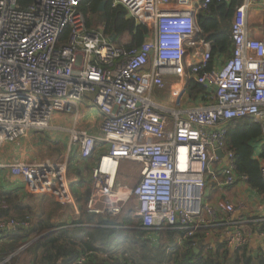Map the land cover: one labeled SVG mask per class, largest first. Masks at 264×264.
<instances>
[{"label":"built area","instance_id":"obj_1","mask_svg":"<svg viewBox=\"0 0 264 264\" xmlns=\"http://www.w3.org/2000/svg\"><path fill=\"white\" fill-rule=\"evenodd\" d=\"M84 1L0 0V148L29 131L49 129L55 114H74L87 100L101 116L99 133L70 135L80 157L98 155L86 213L113 217L133 200L143 230H178L183 241L213 227L215 212L202 198L211 162L221 163L218 152L226 159L224 186L234 182V154L223 145L226 124L251 118L264 137V34L250 37L247 25L254 0L236 7L231 57L213 66L212 41L198 25L199 11L213 0H112L145 30L143 42L130 49L88 28ZM189 81L205 91L195 102L186 94ZM157 92L167 93L165 100ZM159 100L174 106L164 108ZM125 161L141 169L135 186L121 195ZM67 166V160L45 159L0 168L22 182L27 196H47L78 215ZM19 225L0 221V231ZM217 237L233 250L248 244L241 233Z\"/></svg>","mask_w":264,"mask_h":264},{"label":"trees","instance_id":"obj_2","mask_svg":"<svg viewBox=\"0 0 264 264\" xmlns=\"http://www.w3.org/2000/svg\"><path fill=\"white\" fill-rule=\"evenodd\" d=\"M243 0H213L198 13V25L204 29L205 38L212 41L210 65L231 57V26L233 12ZM105 4L100 12L99 5ZM89 29L103 30V36L115 35V45L123 36L130 37L126 49L138 47L144 40L145 30L127 18L120 6L112 7V0H85L80 6ZM205 93L194 81H189L186 94L191 102ZM262 137V127L251 118L231 120L224 128V148L234 154V174L242 178L248 188L264 195L261 176L264 161V144L257 157L252 143ZM262 162V163H261ZM87 191L77 196L79 214L70 223H52L60 205L43 196L35 211L23 205L13 194L0 193V221L14 220L20 225L0 232V264H20L22 257L28 264H71L88 255L83 264H264V252L251 255L246 247L230 251L226 241L215 240L211 249L203 242L208 232L217 228L201 227L190 238L180 241L182 233L174 229L146 231L141 228L137 207L125 208L116 216L86 213L83 201ZM27 223V225H22ZM158 234L155 243L153 235ZM32 243L21 253L18 249ZM197 249V252L195 251Z\"/></svg>","mask_w":264,"mask_h":264},{"label":"crops","instance_id":"obj_3","mask_svg":"<svg viewBox=\"0 0 264 264\" xmlns=\"http://www.w3.org/2000/svg\"><path fill=\"white\" fill-rule=\"evenodd\" d=\"M247 25L250 37L260 38L261 35L264 34V0H254L253 5L249 8L247 13ZM122 40L125 43H129L130 37L125 34ZM225 60L226 59H224V61ZM222 61L223 60L221 59L217 60L218 65H221ZM163 105H165V103H163ZM90 106L92 107L89 101L82 100L78 105L76 113L55 114L53 119L50 121L49 129L43 131H29L25 137H22L17 141L5 142L0 148V166H8L17 162L40 161V158L36 156V152H38L37 149L42 152L47 148H43L37 135L42 132H49L46 134L49 140H45V143L50 145L51 150H55L56 148L60 149L58 147H60L59 145L62 143L61 140L56 141L55 135L57 133H62V137H68V149L66 151L65 148H61L59 153H57L54 158H51L53 159L51 161H68L67 175L75 199H77V196H81L87 191H90L91 171L97 162V152L90 158L84 159L80 157L76 144L70 143V135L72 131H84L93 136L98 135L101 116L98 112L97 115H88L85 111V107ZM56 123L59 124L56 125ZM60 123H64L65 126L62 127ZM29 142L31 145L34 143V154H36L34 157L30 155L27 156L24 153L25 150H22L24 147L26 148V144ZM262 144H264V137H261L252 143V146L256 151L255 157H257V153ZM72 146H75L74 154L71 152ZM50 151L45 152V154L48 155L47 157L52 156ZM217 156L219 157L221 163L211 162L213 173L211 175H207L206 188L204 191V193L210 190L212 192L211 196L207 195L208 204L204 206L215 212L216 223L213 227L217 228V232L214 234H206L203 245L205 246V243L211 242L213 247V242L215 240L226 241V239H218L217 237V235L222 232H227L229 234L241 233L248 237V244L245 246L247 252L257 257V255L264 252V238L261 235L264 231V195L248 188L242 178H237L235 174L233 177V184L230 186H224L225 169L223 170V168L226 165V159L220 152L217 153ZM262 162L261 163L263 165L264 161ZM122 164L123 162L121 165ZM118 183L120 184L119 175ZM123 185L127 186L126 184ZM0 193H8L17 196V200L21 202V204L33 206L35 211H37V206L40 204L41 198L43 197L27 196L23 191L22 182L19 179L11 177L9 170L6 168H0ZM46 198L48 197L46 196ZM230 208L231 211H229ZM76 216V213L70 207L60 206V209L53 215L51 222L70 223L71 219ZM213 227H211V229ZM227 249L234 251L228 246ZM195 251L197 252V249H195ZM20 264H28V258L23 256Z\"/></svg>","mask_w":264,"mask_h":264},{"label":"rangeland","instance_id":"obj_4","mask_svg":"<svg viewBox=\"0 0 264 264\" xmlns=\"http://www.w3.org/2000/svg\"><path fill=\"white\" fill-rule=\"evenodd\" d=\"M206 36V35H205ZM167 93H165V92H157V93H155V96L157 97V98H159V99H162L165 95H166ZM165 98V97H164ZM163 98V100H165ZM160 102H162V103H165V105H163L162 107H164V108H167V109H170V108H172L171 106H174V105H172V104H169L167 101H162V100H159ZM93 107V106H92ZM91 106L90 107H85V111H86V113L88 114V115H92V114H95V115H97V109L96 108H92ZM59 123H56V125H58ZM60 125L62 126V127H64L65 125H64V123H60ZM47 133H49V132H42L41 134H38L37 135V137H38V139H40V143H42V146H43V148H47V149H45V151L43 150L42 152H40L38 149H37V151L38 152H36V154H34L35 152H34V143L31 145L30 144V142L28 143V144H26V148L24 147L22 150H25L24 151V153L27 155V156H33L34 157V155H36V156H38L39 158H40V161L41 160H44V159H49V160H53V159H51L52 157L54 158L56 155H57V153H59V151H60V149L61 148H65L66 149V151H67V149H68V137H66V138H64V137H62L61 135H62V133H57L56 135H55V139H56V141H60L61 140V142L62 143H60V147H58V148H60V149H55V150H51L50 149V145H47L46 143H45V140H49L48 138H47ZM52 133V132H51ZM20 141V140H19ZM64 144V145H63ZM74 148H75V146H72L71 147V152H72V154H74ZM51 150V151H50ZM46 151H50L51 152V155L52 156H50V157H47L48 155L47 154H45V152ZM21 152V151H20ZM45 154V155H44ZM140 169H141V165L140 164H137V163H134V162H129V161H125V162H123V164L121 165V167H120V174H119V182H120V184L121 185H123V184H126L127 186H129V187H134L135 186V184H136V182H137V180H138V174H139V171H140ZM22 188H23V184H22ZM211 196L212 195V192H211V190L210 191H206L204 194H203V198H202V204L203 205H206V204H208V202H207V197L208 196ZM135 206H136V203L133 201V200H131L130 202H129V204H128V206H127V210H129V209H132V208H135ZM157 237H158V234L157 235H155V238L157 239Z\"/></svg>","mask_w":264,"mask_h":264},{"label":"water","instance_id":"obj_5","mask_svg":"<svg viewBox=\"0 0 264 264\" xmlns=\"http://www.w3.org/2000/svg\"><path fill=\"white\" fill-rule=\"evenodd\" d=\"M104 7H105V4L104 3H101L100 5H99V11L100 12H103L104 11ZM109 40L111 41V42H114L115 41V35H111V36H109ZM10 229H12V227H8V228H5V229H3V232H5V231H7V230H10ZM1 232V231H0ZM32 243V241L30 242V243H28L27 245H25V246H23V247H21L20 249H18L12 256H14V255H16V254H18L19 252H21V251H23V250H25L30 244Z\"/></svg>","mask_w":264,"mask_h":264},{"label":"bare ground","instance_id":"obj_6","mask_svg":"<svg viewBox=\"0 0 264 264\" xmlns=\"http://www.w3.org/2000/svg\"><path fill=\"white\" fill-rule=\"evenodd\" d=\"M121 195H127L129 193V188L128 187H121L120 189Z\"/></svg>","mask_w":264,"mask_h":264}]
</instances>
